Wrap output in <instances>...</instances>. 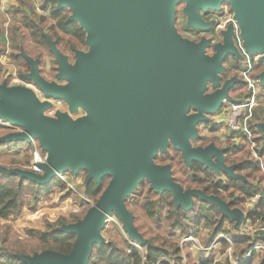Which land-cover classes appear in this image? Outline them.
Masks as SVG:
<instances>
[{"label":"water","instance_id":"95a60500","mask_svg":"<svg viewBox=\"0 0 264 264\" xmlns=\"http://www.w3.org/2000/svg\"><path fill=\"white\" fill-rule=\"evenodd\" d=\"M54 1L56 9L67 8L68 20L77 21L85 30L90 51H74L76 61L71 66L48 40L57 63L56 78L65 80L64 85L43 80L37 60L25 56L31 69L25 78L46 97L59 98L67 105L66 112H57L53 118L43 113L49 102H39L33 90L0 84V124L20 129L0 137V142L31 143L34 139L46 152L41 174L3 166L0 171L39 185H47L69 170L73 175L86 171L85 184L89 179L99 184L104 176L109 181L80 220L60 227L75 234L68 253L43 250L19 258L26 264H88L93 244L104 242L100 230L111 214L120 220L131 241L148 245L135 229L125 205L143 180L155 192L169 191L174 206L185 211L193 207L194 198H199L213 203L228 217L237 214L238 226L243 220L241 210H230L219 197L207 196L198 189H183L172 179L170 165L157 164L154 158L170 143L181 152L186 165L198 161L217 174H233V166L223 162L221 149L213 145L193 147L190 142L198 137L197 123L206 121L204 114L229 98L231 81L219 87L216 73L224 71L227 54L237 53L232 46V28L209 57L204 53L207 39L187 44L177 32L175 8L184 3L187 23L207 28L201 12L219 11L222 3L228 4L246 51L264 54V0ZM258 78L264 84V70ZM209 82L215 90L205 93ZM78 110L85 114L74 119L71 114ZM257 128L264 142V123Z\"/></svg>","mask_w":264,"mask_h":264},{"label":"trees","instance_id":"16d2710c","mask_svg":"<svg viewBox=\"0 0 264 264\" xmlns=\"http://www.w3.org/2000/svg\"><path fill=\"white\" fill-rule=\"evenodd\" d=\"M16 5L9 7L12 22L3 26L0 19V56L5 53V46L1 43V36L6 34L9 41L8 57L17 66L18 75L29 70V63L25 56L37 58L40 65L44 55L54 56L50 50L48 40L54 42L61 52L73 54L75 50L85 45V30L77 21L68 20L70 14L67 8L56 9L54 0H42L41 8L48 10V15L34 11L30 0H15ZM226 3H222L221 11ZM1 70V69H0ZM55 73V67L52 69ZM8 82V81H7ZM245 92L244 83L234 85L231 95ZM13 131L0 124V137ZM238 143L229 141L224 156L226 166H233V174L223 171L215 173L198 161H191L186 165L179 151L160 153L154 160L157 164H169L172 179L183 189H198L205 195L219 197L230 209L244 211L245 203L256 193H260V200L248 219L264 225V142L261 134L255 130L249 136H241ZM32 144L20 141L0 142V155L3 151L22 150L23 159L0 156V163L8 168H27L31 158ZM80 171L78 175L81 173ZM109 177L104 176L99 184L92 179L86 184L85 196L96 202L105 189ZM66 184L56 176L47 185L21 178L17 175L0 171V227H4V234L0 236V264H26L19 255H32L43 250H53L68 253L75 240V234L60 230L66 224L75 223L86 213L88 207L81 212L65 215L61 211L43 213L33 227L24 229V239L21 243L8 240L7 234L12 221L21 213L24 201L30 197L34 203L47 199L50 207H55L53 199L60 192L66 190ZM75 194L67 191L59 197V201ZM82 202V201H81ZM125 205L133 217V225L148 245H139L124 239L123 245L113 240L93 244L88 264H181L183 251L188 264H230L214 259L194 260L189 251L182 250L178 238L172 235H189L191 229L205 222L211 229V238L219 234L226 235L228 229L224 227L227 221L233 219L224 215L213 203L194 198L193 207L185 211L180 206L175 207L172 194L169 191L155 192L149 184L141 181L131 195L125 200ZM34 210V209H33ZM165 223L169 234H164L158 225ZM256 236V235H255ZM222 251L229 246L226 239H221ZM234 264H264V252H252L245 258L249 249L256 244H264V233L259 237L249 235H234L231 239Z\"/></svg>","mask_w":264,"mask_h":264},{"label":"rangeland","instance_id":"374dc122","mask_svg":"<svg viewBox=\"0 0 264 264\" xmlns=\"http://www.w3.org/2000/svg\"><path fill=\"white\" fill-rule=\"evenodd\" d=\"M30 1L36 13L48 15V11L41 9L40 7L42 0ZM37 4L39 6H37ZM10 5L11 4L9 3V0H4L0 5V19L3 21L5 25L4 27H7L8 23L12 22L11 15L8 12V7H10ZM183 8L184 3H179L175 8L174 26L177 32H179L180 36L186 41L187 44L191 42L197 43L202 38L207 39L208 44L205 47L204 53L209 57L214 55V53L216 52L215 45L224 43L225 32L228 30V28H232V46L237 50V53L227 54L226 60L223 62V65L225 67L224 71L221 73H216V75L219 76V87L222 86V84H224L227 80H239V82L244 83L245 85L244 93L228 95L229 98H223L214 111L204 114L207 119L206 121L198 122V124L196 125L198 137L190 141L191 145L193 147H199L202 143H205L212 137H216L223 144L224 141H230L235 144L238 143L236 140H239V138L234 137V134L229 130L226 124V114L230 110L231 105L236 102L248 100V97H250L251 95H254L255 102L251 109V116L245 120V124L250 131L255 130L261 133V131L258 130L257 125L260 123H264V84L261 83L260 79L258 78V74L264 70V61L262 60L264 54L256 51H246L244 47V39L241 36V30L239 28L237 20L234 18V12L230 10L229 6L225 5L223 11H214L212 9L202 11L201 19L208 24L207 28L190 26L187 23V16H185L183 13ZM50 41L53 42L52 40ZM77 51L88 53L90 51V46L85 43V45ZM74 53H62L67 57V62L71 66L74 65L76 61ZM29 58L32 60H37V58ZM54 67L56 70L55 73L52 72V69H54ZM37 68L39 76L46 82H54L58 85L66 84L65 80H59L56 78L57 63L56 61L53 63L51 58L47 57L46 55H44L42 63L40 65L37 64ZM0 69V84L4 82L7 88H29L33 90L34 93L36 92V90H39L32 80H28L25 78V75L30 73V66L28 71H23L21 76H19L17 66L11 62L8 54L0 57ZM214 89L215 88L209 82L205 93H210ZM190 112L193 111L191 110ZM84 114L85 113L83 111L78 110L76 113H73L71 115L75 119ZM246 115H248L247 110ZM203 122H205L206 124H204ZM15 131H17V129H14L11 132ZM1 154L2 155L0 156L11 159L24 158V154L22 153L21 149L19 150V152L9 150L3 151ZM0 166L8 168V165L5 164L3 165L0 163ZM87 174L88 173L86 171H82L79 175H73L69 170L66 173L59 175L60 179L66 184L67 188L54 197L53 202L55 203V207H50V205L46 204L47 199L42 200L40 203H34V201L30 197H27V199H25L24 201V207L21 213H19V215L11 223V229L7 234L8 240L18 244L21 243L25 236L24 229L27 227L35 226L39 220L40 215L43 213H53L57 210L61 211L65 215H68L70 213L81 212L85 207L89 208L91 205H93L95 202L85 196L84 180ZM67 191L75 194L77 198H74L70 195L69 197H67V200L59 201V197L64 195ZM250 203H252V201H250ZM238 211H240V209ZM241 212L245 213V208L244 211ZM229 217H231L233 220L227 221L224 224V227L229 231V233L225 236L231 238V235H233V231L237 229L236 219L238 220V218L237 214L233 213H231ZM242 222L243 220L239 222V225H241ZM158 229L161 230V232L164 234H169L168 228L164 222L158 225ZM3 234L4 227L1 226L0 236ZM190 235L193 239L190 243L184 245V249L185 251H189L194 260H199L201 257L207 255V259L213 258L215 261L220 262L228 260L230 264H234V257L232 256V258H229L228 256L232 251H227V248L225 249V251L221 250L222 244L218 242L215 243V237L211 238V229L205 222H201L197 227L192 228ZM100 236L104 241L113 240L119 245H123L122 241L124 239L136 243L130 240L129 236L123 228L122 223L114 214H111V216L108 217L104 222L103 227L100 230ZM183 236L184 235H179L178 233L172 235L173 238H178L179 242ZM196 244L203 245L204 247L211 246V248L205 252H200L195 248ZM181 264H188L185 253L183 254Z\"/></svg>","mask_w":264,"mask_h":264},{"label":"built area","instance_id":"2783aa9c","mask_svg":"<svg viewBox=\"0 0 264 264\" xmlns=\"http://www.w3.org/2000/svg\"><path fill=\"white\" fill-rule=\"evenodd\" d=\"M35 96L38 99L39 102L47 101L49 102V107L43 111L44 115L48 117H55L57 112H66L67 111V105L64 103L63 100L59 98H53V97H46L45 94L40 91L36 90ZM255 97L254 95H251L248 97V100L236 102L233 105L230 106V110L226 114V124L229 128V130L234 134L235 138H240L241 136H249L250 130L245 124V120L251 116V109L254 105ZM246 110L248 112V115H246ZM244 121V123H243ZM17 131H20V129L16 128ZM238 141V139L236 140ZM31 158L29 165L26 169L41 174L43 172V169L41 168V164L46 162V152L41 149L39 146V143L32 139L31 140ZM260 200V193L254 194L246 203H245V210L246 212L243 213V222L241 223V227L235 230L234 234L231 235V238L226 237L225 235L219 234L215 237V243H220L221 239H226L229 242V246L227 247V251H232V243L231 239L234 235H249L253 237H259L261 233H264V225L260 224L258 221H252L248 219V213H252L254 209L256 208L258 202ZM252 201V203H250ZM256 235V236H255ZM192 236L186 235L183 236L180 239L179 246L182 250H184V245L187 243H190L192 241ZM195 248L200 252H205L211 248V246L204 247L203 245L196 244ZM252 252H264V244H256L252 246L249 251L246 253L245 258L249 257ZM184 252H181V256L183 259ZM229 258H232V255H228ZM235 260V259H234ZM235 262V261H234Z\"/></svg>","mask_w":264,"mask_h":264},{"label":"flooded vegetation","instance_id":"af4514ba","mask_svg":"<svg viewBox=\"0 0 264 264\" xmlns=\"http://www.w3.org/2000/svg\"><path fill=\"white\" fill-rule=\"evenodd\" d=\"M221 10V9H220ZM179 33V32H178ZM227 56V55H226ZM226 56H225V58H224V61L226 60ZM29 66H30V64H29ZM228 81H231V85L229 86V88L227 89V94L228 95H230V93H231V90H232V88H233V86L234 85H236V84H238V82H239V80H227L225 83H227ZM224 83V84H225ZM224 84H222V86L224 85ZM222 86H220V87H222ZM215 90V89H214ZM213 90V91H214ZM212 91V92H213ZM212 92H210V93H212ZM204 124H206L205 122H203ZM198 124V123H197ZM199 139H200V135H199ZM229 142V141H228ZM227 141H224V144L221 142V141H219L216 137H212V138H210V139H208L205 143H202L199 147H202V148H205V147H207V146H209V145H213L215 148H217V149H221V153H223V162H224V164H226L225 163V161H224V156H225V153H226V151H227V148H228V143ZM170 148H172V150H174L173 149V147H172V145L171 144H168V146H167V148H166V151H164V152H157V153H172V152H169V150H170ZM176 151V150H175ZM179 153H181V152H179ZM213 160H214V158H213ZM89 180H92V179H89ZM88 180V181H89ZM88 183V182H87ZM86 183V184H87ZM86 184H85V189H86Z\"/></svg>","mask_w":264,"mask_h":264},{"label":"crops","instance_id":"0c3cea01","mask_svg":"<svg viewBox=\"0 0 264 264\" xmlns=\"http://www.w3.org/2000/svg\"><path fill=\"white\" fill-rule=\"evenodd\" d=\"M4 0H0V5H1V3L3 2ZM15 2V3H14ZM9 3L11 4L10 5V7L11 6H13V5H16V1L15 0H9ZM42 3V2H41ZM37 6H39L38 4H37ZM41 6V5H40ZM9 8V7H8ZM34 9V8H33ZM42 9V8H41ZM43 10H45V11H48L47 9H43ZM3 26H5L4 25V23H3ZM6 28V27H5ZM1 43L5 46V48H6V51L5 52H9V41H8V38H7V36H6V34H3L2 36H1ZM7 53H5V54H2L0 57H2V56H4V55H7ZM241 227V225H239V227L237 226V229L238 228H240ZM236 229V230H237ZM234 232H235V230L233 231V234H234ZM207 255H205V256H203V257H201L199 260H202V259H207V257H206ZM210 259H213V258H210Z\"/></svg>","mask_w":264,"mask_h":264}]
</instances>
